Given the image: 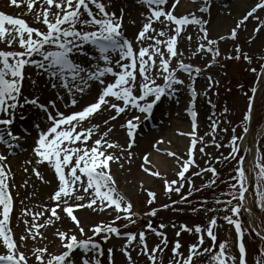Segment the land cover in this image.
Returning <instances> with one entry per match:
<instances>
[{
  "label": "snow or ice",
  "instance_id": "obj_1",
  "mask_svg": "<svg viewBox=\"0 0 264 264\" xmlns=\"http://www.w3.org/2000/svg\"><path fill=\"white\" fill-rule=\"evenodd\" d=\"M217 2L187 0L191 7L180 12L185 0H6L7 7L21 11L0 10V146L4 149L0 151V264H103V244L113 237L125 241L120 251L127 264H137L133 251L145 257L146 264H165L170 244L168 264H250L247 239L264 242V216L257 215V211L264 214V147L260 139L246 145L256 118V96L264 85V50L246 51L240 38L250 22L254 24L247 44L264 32V0H253L238 17L227 11L231 26L213 36ZM220 7L230 9L226 3ZM28 16L31 23L24 18ZM126 18L134 28L131 38L126 34ZM229 41L232 51L225 55L221 44ZM196 57L203 65L186 62ZM221 57L245 61L255 77L253 86L244 91L247 106L240 123L231 127L227 144L217 137L229 133L221 124L232 122L215 119V113L209 118L210 132L198 133L196 81ZM206 80L208 91L218 84L211 75ZM185 90L191 131L177 134L189 138L186 152L172 151V141L163 137L152 143L156 153L172 158L175 178L169 179L153 164L151 152L139 156L140 171L160 179L169 200L172 195L179 199L151 207L158 194L141 180L138 188L146 193L148 206L141 214L120 190L113 165L124 170L127 164L131 171L142 126L165 100L179 104V94ZM85 96L91 99L81 105ZM228 111L225 108L224 114ZM117 130L123 133V143L113 138ZM257 135L264 138V131ZM29 138L31 156L23 170L52 190L47 201L31 207L20 199L14 226L18 194L14 187L27 188L29 182L15 185L10 157L27 151L21 142ZM209 147L229 151L216 156L207 151ZM197 153L207 158L203 168ZM224 162L234 163L226 180L215 166ZM42 169L50 170L52 178ZM208 173L211 178L197 187L195 177L204 179ZM221 184L226 188L221 189ZM205 188H213L215 198L200 199L199 207L192 208L193 213L208 216L205 224L154 225L151 218L159 211H182L176 205L191 206L190 198ZM34 196L35 191L28 199ZM84 210L106 213L111 219L86 224L79 215ZM242 212L248 214L247 226ZM143 218L148 222L138 232H122L118 226L125 221L123 228H128ZM225 224L228 236L221 241L218 234ZM21 225L17 235L15 228ZM169 227L176 229L174 241L168 238ZM149 233L159 242L150 246ZM183 233L196 237L187 248L179 239ZM206 241L211 243L206 246ZM51 246L56 250L50 251ZM114 252L107 250L109 264H114ZM254 264H264V247L258 249Z\"/></svg>",
  "mask_w": 264,
  "mask_h": 264
},
{
  "label": "rangeland",
  "instance_id": "obj_2",
  "mask_svg": "<svg viewBox=\"0 0 264 264\" xmlns=\"http://www.w3.org/2000/svg\"><path fill=\"white\" fill-rule=\"evenodd\" d=\"M187 1L185 0V4ZM229 4L232 8L234 5L237 7L239 6L240 11L236 13H233V17H238L247 7H249L253 0H218L217 4L214 5V14H213V23H212V35L215 36L217 34L226 32L228 27L231 26L232 21L229 22V25L223 26L219 25L222 19H224L227 16V11L232 9L230 8H221V4ZM190 8V7H188ZM0 10H4L11 14H19L21 10L15 9V8H9L7 7L6 0H0ZM264 14V13H262ZM26 20H28L30 23L32 22V17H24ZM229 18V17H228ZM254 22H250L248 24V31L241 34L240 38V44L244 47L246 51H253L256 53H259V51L264 50V32H262L257 39L253 42V44L249 45L246 43V38L248 35V32H251ZM128 27V33H126L129 38L132 37V34L134 32V28L131 25L127 24ZM216 29V30H215ZM189 31H193V29H189ZM186 46V42H182L180 44V48L184 49ZM194 46V45H193ZM221 48L225 55H227L229 52L232 51V42H224L221 44ZM186 62L193 63L195 65H203L204 61L200 59V57H196L195 59ZM257 66L258 65H253ZM249 66L247 63L243 60L236 61V60H226L223 57L220 58L219 63L217 65H214L212 68L208 69L205 73H202L201 77L196 81V88L198 92L200 93V96L197 101V111L199 113L198 116V133L201 136H204L206 132H210V117L213 116V113L216 114L215 119L219 121H231V124L228 123H222L221 127H227L229 128L228 134L220 133L218 135V139L222 140L224 144L228 143V140L231 136V127L237 125L240 123L241 117L244 114V111L247 106V97L244 95V91L249 90L253 84H254V75L248 70ZM211 75L213 77L214 81H218V84H216L210 91H208V81L206 80V76ZM181 78L187 79L185 76L181 75ZM240 85H244V88L242 89ZM207 92V95L205 96L204 93ZM91 97L85 96L81 101H85L84 104H86ZM179 100L180 103H175L174 100H165V102L159 107V110L156 111V116L152 120H154L157 127H153L152 129H146V131L143 130L141 133L142 135H148L150 134L149 141L154 142L155 139L163 137L165 141L171 140V150L179 152L181 154L186 152L187 146L189 144V138L187 136H180L177 133L178 132H185L188 133L191 131L190 126V116L188 115L186 109V106L188 104V92L182 91L179 94ZM211 101V104L209 103ZM214 105V107H213ZM227 108L229 111L227 114H224V109ZM206 113V115H204ZM255 113L256 118L254 123L252 124L251 132L249 135V147L253 144L256 140V136L258 132L260 131L262 127V123L264 121V86L260 88V90L257 93L256 101H255ZM184 114L185 119H179L178 115ZM177 115V116H176ZM239 132V129H238ZM181 139L182 142H178L177 139ZM210 140V137H208ZM142 138L140 139V141ZM261 146L264 147V138L260 139ZM161 147H167V145H162ZM137 149V148H136ZM150 151V150H148ZM209 153H212L216 156H219L221 152L224 154H227L229 149L227 147H224L217 151L214 147H209L207 149ZM137 153V159L133 162V165H131V171L129 172L128 165H125L124 170H120L118 166L113 165V171L115 173L116 180L118 182L120 190L125 193L133 202L135 205L136 211L140 212L141 214L148 210V206L145 204L146 200V193H142L139 191L138 185L139 183L136 182V179L131 178L132 172L134 170H138V173L140 175L146 178V176L140 171L139 165L141 163L139 156L144 154L146 152L145 149H137L135 151ZM154 157H158L161 159V161L167 160L168 165H171V168L175 171V165L172 162V158L165 157L161 154L156 153L155 151H152L151 159L153 161ZM14 157H10L12 159ZM206 157H202L199 153H197V162L200 164V167H205V160ZM250 159V158H249ZM162 163V162H161ZM160 163V164H161ZM153 164L161 171L162 168L155 164ZM220 172L221 179H228L229 174L234 167L233 164H228L226 162L221 164L215 165ZM170 166H167L166 170L161 171L163 174H171ZM172 170V171H173ZM195 171V169H193ZM234 174V173H233ZM169 179H174L175 176H167ZM151 182L149 184H146L147 181L144 182L146 188H150L157 192L158 199L157 202L152 205L151 207L154 208H160L163 204L171 203V200L179 199L178 196L172 195L171 200H169L168 196L165 194L163 189V182L160 179L151 178ZM211 178V174H205V178L202 179L201 177H195V183L197 187H200L202 183L206 182L207 179ZM221 189L226 188L225 185H220ZM186 191V190H185ZM213 188H205L202 192L196 193L193 197L190 199L193 201L191 206H185V205H176V208L183 209L182 211H174L171 208L167 210H161L159 211L157 217L151 218L154 225H158L161 222L165 224L171 225L172 223H175L176 225L180 224H188L189 226H193L196 224H205L207 222L208 216H205L203 212L200 213H193L192 208L199 207V205L196 203V201L207 198L208 200H213L215 197L213 195ZM212 205H209L211 207ZM20 209L21 207H16V211L14 213L13 217V225L15 226L18 221L17 217L20 216ZM87 210V213H80V217L82 220L85 221V223H91L98 220H110L111 217L105 214H94ZM90 214V215H89ZM213 215V214H209ZM221 216L223 213L220 214ZM242 219L244 220V212H242ZM258 216H264V214H260L257 211ZM148 222V218H143L137 221L135 225H131L128 228H123V224L125 221H119L118 226L121 227L122 232H138L140 230H143L146 223ZM219 223L224 224L223 220H220ZM65 226L67 227V222H65ZM245 226L246 223H245ZM23 225H21L18 228H15V231L17 235L20 234L21 229ZM168 238L170 241H174L176 239V229L169 227L166 229ZM234 238V232L232 233ZM49 240L54 239V237L51 234V231L48 233ZM228 236V226L225 224L223 228L219 230L218 238L219 240H224ZM99 239V238H97ZM179 239L181 240V243L184 245L185 248L193 242H195L196 237L194 235H190L188 233H183ZM148 242L149 245L152 246L159 242V238L154 236L153 234H148ZM31 243V242H30ZM58 243V241H57ZM125 243L124 240L118 239L113 237L111 240H109L108 243L103 244L104 250L107 253V250L109 248L115 249L114 252V264H127L126 257L123 255V253L120 251L123 244ZM210 241H206L207 244H210ZM247 247L249 250V262L250 264H254V260L257 257L258 249L261 247H264L263 242H261L258 238H248L247 239ZM171 244L169 245V250L164 253V260L165 264H168V260L171 256ZM51 250H56L55 246L50 247ZM235 251V249H233ZM133 258L137 261V264H146V258L143 256H138L136 251L132 252ZM108 257V256H107ZM109 260V258H107ZM103 264H105L103 262Z\"/></svg>",
  "mask_w": 264,
  "mask_h": 264
},
{
  "label": "bare ground",
  "instance_id": "obj_3",
  "mask_svg": "<svg viewBox=\"0 0 264 264\" xmlns=\"http://www.w3.org/2000/svg\"><path fill=\"white\" fill-rule=\"evenodd\" d=\"M188 7H191V5H188L186 3L184 7H181L179 9V11L180 12H185V11H187L189 9ZM239 8H240L239 6L236 7L234 5L231 9H232V12L236 13V11L237 12L240 11ZM126 20H127V18H126ZM231 21H232L231 18L225 17L224 19H222V21L220 22L219 25L227 26V25H229V22H231ZM42 86L43 85H41V87ZM204 115H206V113ZM178 116H179V119H181V120L185 119V115L184 114H181V115H178ZM113 138L117 139V140H120L121 143L124 140L123 133L120 132L119 130H117L114 133ZM149 138H150V136H145L144 139L139 141V146L136 147V148L139 149V150L145 149L146 152H148V150H152V142L149 141ZM177 141L178 142H182L181 139H179V138L177 139ZM21 143L23 144V148L27 149V151L20 150L22 153L19 154L17 158L10 159V163H11V166H12V171L15 173V185H22L23 182L25 180H27L29 182V186L27 188L19 187L18 189L14 187V194L18 193L17 194V206L18 207L21 206L19 204V200L20 199H24L25 203L31 207L34 204L41 203L42 201H47V196H48V193L51 192L52 186L51 185H47V184H43L41 181L36 179V177L34 175H31L30 173H25L24 172V170H23L24 161H25V159H28L31 156V145H32L33 141L29 138L26 141H22ZM137 149H134V150L137 151ZM3 150L4 149L2 148V146H0V151H3ZM153 162L155 164H157L158 166H160V168H162L161 171L166 170L167 166L171 167L170 164L168 165V161L167 160L161 161V159L158 158V157H154ZM42 171H44V174L46 175V177L48 179L52 178V174L50 173V170L42 169ZM137 173H138V170H134V172L130 173L132 175L131 178L136 179L137 183H139L141 180H143V181L144 180L145 181L149 180V181H147L146 184H149L151 182V179H149L148 177H146V178L143 177V179H142V176L140 175V173L139 174H137ZM34 191L36 192V196L32 197L31 199H28V197L32 196V193ZM84 212L87 213V210L82 211V213H84Z\"/></svg>",
  "mask_w": 264,
  "mask_h": 264
}]
</instances>
